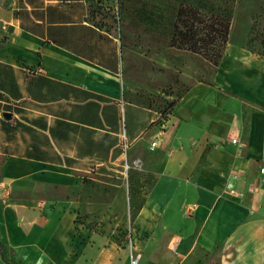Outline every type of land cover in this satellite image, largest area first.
<instances>
[{
	"label": "crops",
	"instance_id": "obj_1",
	"mask_svg": "<svg viewBox=\"0 0 264 264\" xmlns=\"http://www.w3.org/2000/svg\"><path fill=\"white\" fill-rule=\"evenodd\" d=\"M90 17L87 0H0V240L9 258L129 264L128 245L110 236L127 221L140 264H264V57L228 50L216 80L230 73L236 85L196 84L160 125L130 93L120 38ZM198 87L204 94L192 95ZM214 93L227 100L205 118ZM143 173L154 183L132 218L131 187Z\"/></svg>",
	"mask_w": 264,
	"mask_h": 264
},
{
	"label": "rangeland",
	"instance_id": "obj_2",
	"mask_svg": "<svg viewBox=\"0 0 264 264\" xmlns=\"http://www.w3.org/2000/svg\"><path fill=\"white\" fill-rule=\"evenodd\" d=\"M91 10V21L108 31L114 30L121 40L125 61V78L132 96L140 103L161 114L158 124L168 121V114L176 103L198 83L221 89V84L236 85V78L230 73L216 75L222 71L226 52L232 48H243L264 57V0H87ZM182 4L203 7L206 10L226 12L231 17V31L224 58L219 66L189 51L171 46L177 11ZM224 86V85H223ZM204 89H194L192 95H203ZM206 95V94H205ZM226 98L212 94L210 108L204 107V117L216 116V106L225 105ZM130 126L129 116L127 117ZM144 164L153 167L154 160L144 148ZM141 164V163H140ZM132 186L138 195L133 206L132 218L144 201L154 183V175L143 173ZM74 193L77 192L73 191ZM86 221V220H85ZM84 221V222H85ZM133 219H131V222ZM86 223V222H85ZM90 231L99 228L97 224L86 223ZM110 233L114 241L123 247L128 245L130 231L127 221ZM132 236V235H131ZM139 241L146 239L138 234Z\"/></svg>",
	"mask_w": 264,
	"mask_h": 264
},
{
	"label": "trees",
	"instance_id": "obj_3",
	"mask_svg": "<svg viewBox=\"0 0 264 264\" xmlns=\"http://www.w3.org/2000/svg\"><path fill=\"white\" fill-rule=\"evenodd\" d=\"M231 31V17L226 12L182 4L176 16L171 46L199 55L219 66L224 58ZM0 250L7 264H23L9 258L14 254L0 240Z\"/></svg>",
	"mask_w": 264,
	"mask_h": 264
},
{
	"label": "built area",
	"instance_id": "obj_4",
	"mask_svg": "<svg viewBox=\"0 0 264 264\" xmlns=\"http://www.w3.org/2000/svg\"><path fill=\"white\" fill-rule=\"evenodd\" d=\"M232 143H237V140L233 139ZM157 145H158L157 141L152 142L151 149H154ZM122 148L124 150H127L129 148V144L127 138L125 137V134L122 135ZM262 172H264V169H262ZM251 191L255 192V189L252 188ZM231 193L235 194L234 191H231ZM128 249H129V264H140L141 254L135 250L134 239L132 238L131 235H130V240L128 242Z\"/></svg>",
	"mask_w": 264,
	"mask_h": 264
},
{
	"label": "water",
	"instance_id": "obj_5",
	"mask_svg": "<svg viewBox=\"0 0 264 264\" xmlns=\"http://www.w3.org/2000/svg\"><path fill=\"white\" fill-rule=\"evenodd\" d=\"M4 117H5L6 119H10L11 114H10V113H4Z\"/></svg>",
	"mask_w": 264,
	"mask_h": 264
}]
</instances>
